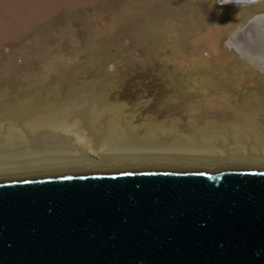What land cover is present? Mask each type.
<instances>
[{"label":"rangeland","instance_id":"obj_1","mask_svg":"<svg viewBox=\"0 0 264 264\" xmlns=\"http://www.w3.org/2000/svg\"><path fill=\"white\" fill-rule=\"evenodd\" d=\"M117 1L121 0H0V80L6 78L0 82V91L4 89L8 93V97H0V103L17 104L19 96L16 91L29 86L34 90L31 89L25 100L34 103L45 95L50 97L51 104H57L53 107H64L70 102H80L82 98L89 100L101 92L107 94L109 103L120 104V119L127 124L126 127L137 126L135 132L138 136L148 135L146 126L158 120L162 121L164 129L175 130L180 136L194 134L191 126L206 129L210 124L207 120H201L196 114L188 115L183 108L176 107V98L169 97L172 92L164 88L157 76V71L163 67L169 72L183 74L180 87L196 89L201 94L212 91L208 98L213 100H223L219 97L222 94L216 95L218 90L229 91L233 97L229 101L231 107L250 105L255 119L262 123L264 129V110L255 104L257 100H264L259 84L261 75H264V70L260 68L264 63V2L260 3V8L254 5L248 10L246 6H223L219 0H188L191 8L181 7L180 2L175 0L169 8L164 5L159 10L140 14H152L153 40L146 42L143 36H136L142 29L140 22L137 29L131 30L130 24L118 17L115 30L111 27L113 17L121 15L119 6L116 7ZM240 7L241 13L237 10ZM244 9L247 15H261L260 23H255L257 26L253 23L248 27L249 35L232 44V36L243 25L240 16H244ZM96 13L102 16L95 21L93 16ZM140 20L143 22L144 18L140 17ZM215 35L219 36L216 40L210 39ZM151 41L154 49L150 46ZM150 51L154 55L151 62L148 58ZM107 52L113 54V59L105 62L103 69L98 66L97 58L109 55ZM253 57L261 60L255 61ZM145 61L148 63L142 65ZM100 69L109 73L119 72V78L115 77L109 83H98L94 80L99 76ZM215 72L221 73V77L234 74L232 89L219 88L224 81L212 76ZM36 75L43 77L36 80ZM64 79L68 80L66 88L70 86L73 89L55 96V87ZM85 80H93L85 87L88 90L83 89ZM215 104L220 106L216 101ZM215 108L213 110L218 109ZM219 123L230 127L227 134L223 131L226 136L231 135L236 127L248 132L251 129L249 124H239L233 118L216 119L213 124L219 126ZM62 134L75 136L74 133ZM160 137L165 138L164 135ZM258 153L255 151L250 156L259 157ZM224 168L219 171L231 169Z\"/></svg>","mask_w":264,"mask_h":264},{"label":"water","instance_id":"obj_2","mask_svg":"<svg viewBox=\"0 0 264 264\" xmlns=\"http://www.w3.org/2000/svg\"><path fill=\"white\" fill-rule=\"evenodd\" d=\"M0 264H264V171L0 181Z\"/></svg>","mask_w":264,"mask_h":264},{"label":"bare ground","instance_id":"obj_3","mask_svg":"<svg viewBox=\"0 0 264 264\" xmlns=\"http://www.w3.org/2000/svg\"><path fill=\"white\" fill-rule=\"evenodd\" d=\"M174 1L175 0L117 1L116 7L119 6L121 15L113 17L112 23H110L111 27H114L115 30L120 17L124 18L130 24L131 30L137 29L140 26V22L142 24V29L138 30L140 34L136 36H143L146 42H149L153 40L151 27V22H153L151 19L152 14H140L146 12L151 13L154 10H159L164 5L169 8L174 5ZM177 1L180 2L177 3H179L181 7H188L190 2L188 0ZM219 1H222L223 6L226 4L246 6L248 10L254 5L256 8H258L257 6L259 5L260 8V3L264 2V0ZM237 10L240 11L241 7L240 9L237 8ZM241 12L242 11L239 13ZM101 16V13H96L93 17L96 21V19ZM140 17L144 18L143 22L140 20ZM240 17L243 18V25L236 31V35L232 36V44H235L237 39L249 35L248 27L253 23L257 26L255 23H260L261 15L257 13L247 15L246 11L244 16ZM263 17L264 15H262V21H264ZM216 35L210 39L216 40L219 37ZM150 46L152 48L155 46L152 41ZM108 52L107 54H109ZM89 53H93V51ZM112 55L109 54L97 58L98 66H100V68L106 66L105 62L109 63L112 61ZM153 56L154 55H152L150 51L148 55L149 62L153 60ZM253 59L255 61L261 60L258 57H253ZM147 63L148 62L145 61L142 65ZM260 68L264 70V63L260 65ZM103 69L98 71L99 79L97 77L94 81L106 83L113 80L115 77H117V79L119 78V72L109 73L107 72L108 70L105 71ZM233 75H226L225 78L221 77L222 74L218 72L212 74L216 79L224 81L220 84L219 88L225 89H232L234 86L235 79ZM157 76L158 80L163 83L164 88L172 92L169 97L178 100L176 107L183 108L190 116L196 114L201 120H207L210 124L206 129L200 130L198 126H191V129L194 130V134L180 136L175 130L164 129L162 127V121L158 120L150 122L147 126L145 125L148 135L143 134L142 136H138L135 132L137 126H125L126 123L122 121L123 119H120L122 116L119 117L121 113L120 104L113 102L109 103L106 100V93L103 95L99 92L96 96L94 95L95 98H89V100L87 98H82L83 100L81 101L78 99L80 102H70L69 105H67V103L64 107L63 105L62 107H53L52 105L55 103L51 104L52 101H49V96L45 97L44 95L34 103L31 102V100H25L27 94L32 92V87L29 86L16 91L19 96L17 104L13 103L14 105L12 106L10 103H0V181L68 174L73 175V173L77 174L81 172L101 173L128 170L219 171V169H225L224 167H231V169L234 167V169L263 170L264 129H262V123L255 119V112L250 110V105L231 107L229 104V101L233 98L231 93L227 90H218L219 93L216 95L222 94L223 96L219 97L223 98V100H218V98L217 100L214 99L220 105L217 106L213 99L208 98L212 91L201 94L202 92L196 89L188 90L187 88L184 89L180 87L179 82L182 81L183 74L180 75L177 71L169 72L167 69L161 67L157 71ZM34 77L36 80H41L43 76L36 75ZM261 78L259 84L264 94V75H261ZM2 80H6V78H1L0 82ZM68 80H70V78ZM67 81L64 79V81L60 82V84L55 87L57 89V94H54L55 96L60 95L59 93L62 94V92H71L73 89L72 87L68 86L66 88ZM92 82L93 80L83 81V89ZM109 85L112 86L113 84ZM115 87L116 85L113 86V88ZM7 94V91L4 89L0 91V97L6 98L8 97ZM116 97L118 98L119 96ZM189 98L192 99L189 100ZM189 102L197 103L190 104ZM255 104L257 108H263L262 110H264V100H257ZM200 107L202 109H200ZM214 108L216 110H213ZM230 108H233L232 112H230ZM157 117L160 116L157 115ZM227 118L236 119L239 124H249L251 126L250 132L240 130V128L236 127L231 135L226 136L225 134L228 133L227 128L230 127H226L225 123H219V126L213 123L216 119L226 120ZM122 125H124V127ZM86 130L88 131L86 132ZM223 131L225 134H223ZM62 132L74 133L75 136L71 135L67 137L63 135ZM160 135H164L165 138L160 137ZM255 151L261 153H258L257 156L260 157L263 155V157L250 156L251 153Z\"/></svg>","mask_w":264,"mask_h":264}]
</instances>
